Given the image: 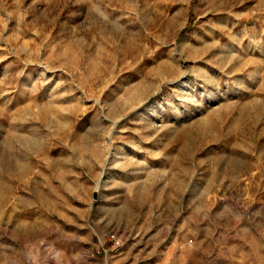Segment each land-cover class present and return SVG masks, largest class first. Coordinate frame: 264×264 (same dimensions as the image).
Masks as SVG:
<instances>
[{
	"label": "rangeland",
	"instance_id": "374dc122",
	"mask_svg": "<svg viewBox=\"0 0 264 264\" xmlns=\"http://www.w3.org/2000/svg\"><path fill=\"white\" fill-rule=\"evenodd\" d=\"M0 264H264V0H0Z\"/></svg>",
	"mask_w": 264,
	"mask_h": 264
},
{
	"label": "bare ground",
	"instance_id": "6f19581e",
	"mask_svg": "<svg viewBox=\"0 0 264 264\" xmlns=\"http://www.w3.org/2000/svg\"><path fill=\"white\" fill-rule=\"evenodd\" d=\"M181 42L182 43L180 45V49L178 50V52H176V50H174V49L171 50V52L169 54V58H167V60L164 61V63L161 65L162 70H164V72H165V75H171V74L174 75L175 74L174 75L175 77L176 76L179 77L181 75V73H182L181 69H178V68L175 69L174 65L172 64L173 61L174 62H177V60L180 61V59H181V56H180L181 51H184L186 49V47L188 46V45L186 46V44L184 42V39ZM187 48H190L192 50L191 47H187ZM158 70H159V68H158ZM194 74L196 76H201V77H203L205 79H206V77H208V76L205 75V72H204V70H202V68L196 69V71H194ZM173 75H171V76H173ZM163 78H166V77H163ZM203 78H202V80H203ZM189 81H191L190 75H188L185 79H183L181 84H180V90L182 92V95L185 98L191 97L193 91L195 90V86H193V83L189 86ZM190 87H192V88H190ZM153 92H154V90H153V88L151 86H148V88H146V86H144V85H142L140 87H136L134 92H132L129 97H125L124 98V103H125L124 105L127 106V107H131L133 105V103H139V102L143 101L147 96L151 95ZM124 105H121V103H119L118 100H116L114 102V106L115 107H123ZM115 111L116 110L114 108H111V109L109 108V112L110 113L111 112L113 113ZM200 123H202V126L205 127L207 122L203 120ZM23 145L26 148H30V147H33L34 142H33V140L31 138L25 137V138H23Z\"/></svg>",
	"mask_w": 264,
	"mask_h": 264
}]
</instances>
